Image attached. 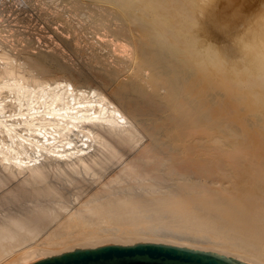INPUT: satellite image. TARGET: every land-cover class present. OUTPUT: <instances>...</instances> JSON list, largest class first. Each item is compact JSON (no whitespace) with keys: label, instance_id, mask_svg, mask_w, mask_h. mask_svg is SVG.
<instances>
[{"label":"bare ground","instance_id":"obj_1","mask_svg":"<svg viewBox=\"0 0 264 264\" xmlns=\"http://www.w3.org/2000/svg\"><path fill=\"white\" fill-rule=\"evenodd\" d=\"M9 1L0 264L139 243L264 264V0Z\"/></svg>","mask_w":264,"mask_h":264},{"label":"water","instance_id":"obj_2","mask_svg":"<svg viewBox=\"0 0 264 264\" xmlns=\"http://www.w3.org/2000/svg\"><path fill=\"white\" fill-rule=\"evenodd\" d=\"M33 264H244L209 252L170 245L139 243L77 249Z\"/></svg>","mask_w":264,"mask_h":264},{"label":"rangeland","instance_id":"obj_3","mask_svg":"<svg viewBox=\"0 0 264 264\" xmlns=\"http://www.w3.org/2000/svg\"><path fill=\"white\" fill-rule=\"evenodd\" d=\"M222 1H223V0H218V1L216 2V3H218V4H217V6L215 7V8H216L215 10H216L217 12H219V13H220V11L222 10L221 8H222V7L224 6V4H225V3H224L225 0H224L223 2H222ZM232 1H233V3H234L235 5L240 4V2H241V0H232ZM238 1H239V2H238ZM5 2H10V1H9V0H7V1L5 0ZM11 3H12V2H11ZM14 5H15V4L13 3V5H11V7H10L11 9L8 8V9L10 10V12L15 11L14 8H13ZM16 6H17V5H15V8H16ZM18 7H20V6H17V8H18ZM219 7H220V8H219ZM4 9H5V8H4ZM8 9L6 8V9L4 10V12H3V16H2V17H4V18L1 17V18H0L1 20H0V21L2 22V24H5V22H6V25L8 24L9 26H11L10 24H12L11 21L13 20L14 15H12V14L8 11ZM11 10H12V11H11ZM7 11H8L9 13H7ZM4 13H7V15L9 14V15H8L9 18H8V17L5 18V16H4L5 14H4ZM13 14H14V12H13ZM7 15H6V16H7ZM10 15H11L12 17H11ZM10 17H11L12 19H11ZM3 19H5L6 21H5V20H4L5 22L2 21ZM7 19H10L11 21H10V20L8 21ZM23 21L25 22V20H23ZM3 22H4V23H3ZM7 22H9V23H7ZM10 22H11V23H10ZM24 22H23V23H24ZM30 22H31V23H30ZM28 23H30V24H28ZM20 24H21V23H20ZM22 25H23V24H21V26H22ZM25 25H26V26H27V25L29 26V27L27 26V30H28V31L33 29V28H32V27H33V26H32V21H30V20H29L28 22L26 21L25 24H24V26H23L24 28H26ZM30 26H32L31 29H30ZM24 30H25V31H24L25 33L28 32V31H26V29H24ZM31 32H32V31H29V32H28V33L30 34V36H32V35H31ZM28 33H27V34H28ZM27 34H25V35H27ZM27 37H28V35L25 36V39H26L25 41H26V42H27L28 40H29V41H30V40L33 41L32 38H30V37L27 38ZM29 38H30V39H29ZM27 39H28V40H27ZM25 41H23V43H24V44H22L23 46H26L25 44H28V43H29V41H28L27 43H25ZM31 41H30V43H31ZM213 42L216 43L215 40H213ZM21 43H22V42H21ZM32 43H33L34 45H33ZM32 43H31L32 46H34V47L37 46V45H35L34 41H33ZM66 57H67V59L65 58V55H64L63 58L66 59L68 62H69V60H70V61H74V60H75V58H73L74 60H72V57H71V56H70V59H68V56H67V55H66ZM67 61H66V62H67ZM75 61H76V60H75ZM69 63H70V64H71V63L73 64V62H69ZM75 63H76V62H75ZM217 93H218V95H217ZM215 94H216V95L213 94L212 97H211V99H210L212 103H216V102H218L219 100H223L224 102H226V101L228 102V101H229V100L227 99V97H226V95H225V93H224L223 91H217V92H215ZM219 94H220V95H219ZM217 96H219L220 98L217 97ZM225 98H226V99H225ZM231 104H232V103H231ZM242 108H243V107H242ZM242 108H238V109L240 110V113L244 115V114L246 113V111H245L244 109H242ZM243 112H245V113H243ZM243 118H244V122H245V124H246L247 127L249 128L250 133H252V132L256 129V126H257V123L255 122L254 117L251 116V115L249 114V115H247V116H245V117H243ZM238 124H239V123H238ZM232 126H233V129L237 132V134H238L237 136H238L239 138H238L237 136H236L237 138H236V137H235V138L228 137L227 139H225L226 141H229L230 143H234V142H236V141L238 142V141H240V140H242V139H243L242 141L247 140V137H249V136H247V135H245V133H243V130L240 129V128H241L240 126L237 127L238 125H236V124H235V125H232ZM254 128H255V129H254ZM251 131H252V132H251ZM242 133H243V134H242ZM246 134H247V133H246ZM242 137H243V138H242ZM241 138H242V139H241ZM249 138H250V137H249ZM239 139H240V140H239ZM250 139H252V137H251ZM250 139L247 140V141H250ZM234 140H235V141H234ZM230 145H231V144H230ZM157 235L160 236V237H171V238H174V240L176 239L177 241H180V242H184V241H186V240H187V241H191V240H193V238H191L190 236H187V235H184V234H181V233H177V232H168V231H165V230H162V231L160 230V231L158 232ZM183 240H184V241H183Z\"/></svg>","mask_w":264,"mask_h":264}]
</instances>
